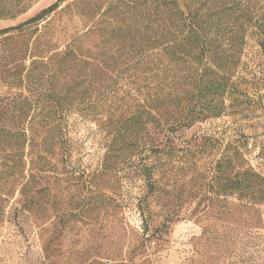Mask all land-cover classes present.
I'll return each mask as SVG.
<instances>
[{
    "label": "trees",
    "instance_id": "trees-1",
    "mask_svg": "<svg viewBox=\"0 0 264 264\" xmlns=\"http://www.w3.org/2000/svg\"><path fill=\"white\" fill-rule=\"evenodd\" d=\"M30 1L0 0V19L26 13ZM56 13L86 23L61 51L50 50L45 37ZM23 34L27 40L15 49ZM250 34L264 57V4L236 0H56L1 29L0 80L22 92L0 96V225L3 196L17 191L22 210L36 206V178L49 171L46 156L60 145L55 135L64 115L89 117L105 135L102 177L118 176L133 161L154 186L148 162L161 158L169 136L219 119L238 103L234 79ZM223 170L220 189L249 206L264 202V178L244 168L236 147Z\"/></svg>",
    "mask_w": 264,
    "mask_h": 264
},
{
    "label": "rangeland",
    "instance_id": "rangeland-1",
    "mask_svg": "<svg viewBox=\"0 0 264 264\" xmlns=\"http://www.w3.org/2000/svg\"><path fill=\"white\" fill-rule=\"evenodd\" d=\"M55 1L31 0L26 13L0 19V30ZM85 24L75 15L54 14L46 24L50 50H63ZM26 37L15 36L14 48ZM234 82L238 103L225 116L169 136L161 158H150L154 186L133 161L121 165L118 176L102 177L105 135L89 117L64 115L55 135L60 145L46 156L53 172L36 178L34 189H42L36 206L22 210L17 191L3 196L0 264H264V202L249 206L217 185L226 175L218 167L233 147L244 168L264 178V57L256 35L245 40ZM21 92L0 80L1 97ZM37 130L44 136L46 129Z\"/></svg>",
    "mask_w": 264,
    "mask_h": 264
}]
</instances>
